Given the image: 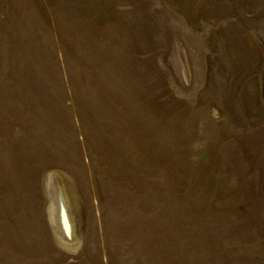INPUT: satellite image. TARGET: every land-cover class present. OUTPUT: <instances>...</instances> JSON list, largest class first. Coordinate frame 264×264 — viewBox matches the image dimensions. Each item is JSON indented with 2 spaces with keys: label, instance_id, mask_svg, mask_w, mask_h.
<instances>
[{
  "label": "rangeland",
  "instance_id": "374dc122",
  "mask_svg": "<svg viewBox=\"0 0 264 264\" xmlns=\"http://www.w3.org/2000/svg\"><path fill=\"white\" fill-rule=\"evenodd\" d=\"M0 264H264V0H0Z\"/></svg>",
  "mask_w": 264,
  "mask_h": 264
}]
</instances>
